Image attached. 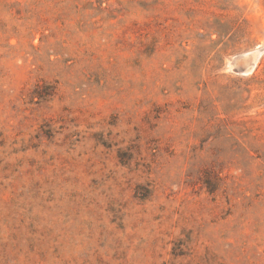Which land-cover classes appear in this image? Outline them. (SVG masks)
<instances>
[{
	"label": "rangeland",
	"instance_id": "rangeland-1",
	"mask_svg": "<svg viewBox=\"0 0 264 264\" xmlns=\"http://www.w3.org/2000/svg\"><path fill=\"white\" fill-rule=\"evenodd\" d=\"M0 264H264V0H0Z\"/></svg>",
	"mask_w": 264,
	"mask_h": 264
}]
</instances>
